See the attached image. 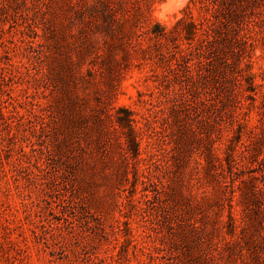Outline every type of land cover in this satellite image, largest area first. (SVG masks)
Masks as SVG:
<instances>
[{
  "label": "rangeland",
  "instance_id": "rangeland-1",
  "mask_svg": "<svg viewBox=\"0 0 264 264\" xmlns=\"http://www.w3.org/2000/svg\"><path fill=\"white\" fill-rule=\"evenodd\" d=\"M72 2L0 0V264H200L207 239L188 233L200 213L184 197L221 195L205 187L202 168L209 124L227 121L229 84L212 72L248 70L264 86V0H214L219 39L232 45L191 48L177 61L169 52L182 38L142 30L197 21L190 0L179 11H165L168 0H121L112 19ZM236 33L252 48L236 44ZM70 60L86 82L76 65L65 70L67 94L57 81L36 80ZM122 106L139 144L127 161L104 115ZM220 212L225 218L226 207Z\"/></svg>",
  "mask_w": 264,
  "mask_h": 264
},
{
  "label": "trees",
  "instance_id": "trees-1",
  "mask_svg": "<svg viewBox=\"0 0 264 264\" xmlns=\"http://www.w3.org/2000/svg\"><path fill=\"white\" fill-rule=\"evenodd\" d=\"M194 7L202 12L197 21L191 17L179 18L172 26L167 28L159 23L143 27L142 34L148 39L164 38L173 41L182 38L186 42L176 45L177 51L169 52V58L177 61L183 60L194 49L210 51L217 44L218 49L232 44L220 38V29L217 28L219 19L216 13L218 8L214 0H190ZM68 7L73 8L75 3L67 0ZM84 10L99 12L101 18L112 19L116 7L121 0H81ZM77 4V3H76ZM230 21L239 22V16L234 13ZM29 25V24H28ZM36 34V33H35ZM219 39V41H218ZM235 43L243 47L252 48L251 37L245 33H236ZM225 41V42H224ZM33 48L32 42H30ZM86 52V51H85ZM160 53V51L156 50ZM199 57V56H198ZM81 82L86 78L77 62H69L67 66L56 69L47 68L43 77L36 80L57 81L64 93L69 92L68 76L63 75L65 70L73 68ZM107 69V68H106ZM90 73L86 69V74ZM218 73L227 81L228 94L225 99L227 121L225 124H209L206 135L207 147L203 157V179L205 187L217 186L221 195L214 200L212 191L205 189L199 196L187 194L186 206L200 213V217L188 221V233L200 231L205 235L206 251L202 252L200 264H215L217 258L223 259L226 264H245L248 260L253 264H264V90L257 95L256 89L264 87L255 85L254 74L240 68L230 71L225 66L217 67L212 76ZM89 76V75H88ZM214 84V79L213 82ZM257 103V104H256ZM65 107V104L63 105ZM257 108L256 119L253 124L251 110ZM104 115L122 140L118 145L122 148V158L138 154V142L133 128L132 111L125 107H118L115 113L108 110ZM101 127V126H100ZM100 135H103V128ZM218 132L219 135L216 136ZM224 132L223 136H221ZM105 135V134H104ZM254 164L262 167L254 168ZM246 175V170H250ZM258 170V171H257ZM259 172V177L253 174ZM161 193L168 196L165 185L161 184ZM183 195H181L182 197ZM189 201V202H188ZM218 203L220 209L226 207L225 218L218 212L209 211V205ZM209 226V228H208ZM215 234L217 241L207 238V234Z\"/></svg>",
  "mask_w": 264,
  "mask_h": 264
},
{
  "label": "clouds",
  "instance_id": "clouds-1",
  "mask_svg": "<svg viewBox=\"0 0 264 264\" xmlns=\"http://www.w3.org/2000/svg\"><path fill=\"white\" fill-rule=\"evenodd\" d=\"M188 4V0H168V5L165 6V11L171 8L172 11H179L183 9ZM163 19V17H161ZM257 55H259V50H257Z\"/></svg>",
  "mask_w": 264,
  "mask_h": 264
}]
</instances>
